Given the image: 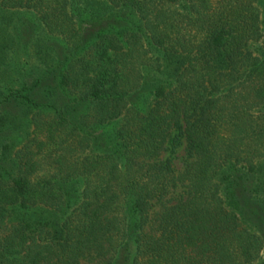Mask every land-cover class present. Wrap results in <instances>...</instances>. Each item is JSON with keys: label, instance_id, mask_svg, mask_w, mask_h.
I'll return each mask as SVG.
<instances>
[{"label": "trees", "instance_id": "obj_1", "mask_svg": "<svg viewBox=\"0 0 264 264\" xmlns=\"http://www.w3.org/2000/svg\"><path fill=\"white\" fill-rule=\"evenodd\" d=\"M44 1L0 0L64 44L0 92V264H264V0Z\"/></svg>", "mask_w": 264, "mask_h": 264}, {"label": "rangeland", "instance_id": "obj_2", "mask_svg": "<svg viewBox=\"0 0 264 264\" xmlns=\"http://www.w3.org/2000/svg\"><path fill=\"white\" fill-rule=\"evenodd\" d=\"M84 1L73 0V5L83 7ZM44 2L47 4L50 0ZM100 2L106 3V0ZM97 8L98 6L94 5L93 10H100ZM88 11L80 18L84 23L83 26L91 18ZM38 18V13L33 9H4L0 5V45L7 46L4 50V62L0 64V86L2 87L0 92L14 95L23 78L31 81L37 77L47 50L50 51L52 48L57 54L64 52L61 38L44 31ZM49 62L51 63V59ZM184 148L185 145L182 143L174 153L166 152L162 156L163 158L170 157L176 172L183 171L185 167Z\"/></svg>", "mask_w": 264, "mask_h": 264}]
</instances>
